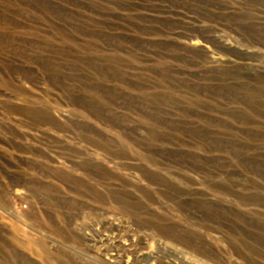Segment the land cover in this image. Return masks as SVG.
I'll use <instances>...</instances> for the list:
<instances>
[{
  "label": "rangeland",
  "instance_id": "rangeland-1",
  "mask_svg": "<svg viewBox=\"0 0 264 264\" xmlns=\"http://www.w3.org/2000/svg\"><path fill=\"white\" fill-rule=\"evenodd\" d=\"M0 264H264V0H0Z\"/></svg>",
  "mask_w": 264,
  "mask_h": 264
}]
</instances>
